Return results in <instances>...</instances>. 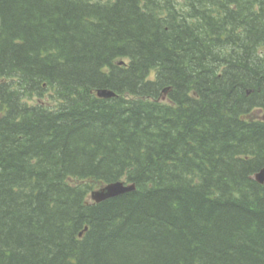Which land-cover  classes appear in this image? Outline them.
<instances>
[{
  "label": "trees",
  "instance_id": "trees-1",
  "mask_svg": "<svg viewBox=\"0 0 264 264\" xmlns=\"http://www.w3.org/2000/svg\"><path fill=\"white\" fill-rule=\"evenodd\" d=\"M260 111L264 0H0V264H264Z\"/></svg>",
  "mask_w": 264,
  "mask_h": 264
},
{
  "label": "water",
  "instance_id": "water-1",
  "mask_svg": "<svg viewBox=\"0 0 264 264\" xmlns=\"http://www.w3.org/2000/svg\"><path fill=\"white\" fill-rule=\"evenodd\" d=\"M98 95L101 97H110L112 96V93L102 91V92H98ZM255 180L259 183L264 182V169H262L259 173L255 175ZM134 187L135 186L133 184L126 185L124 182L117 181V182L105 185L99 190L92 192L91 199L94 202L99 203L107 199L124 194L126 192L132 191L134 190Z\"/></svg>",
  "mask_w": 264,
  "mask_h": 264
},
{
  "label": "bare ground",
  "instance_id": "bare-ground-1",
  "mask_svg": "<svg viewBox=\"0 0 264 264\" xmlns=\"http://www.w3.org/2000/svg\"><path fill=\"white\" fill-rule=\"evenodd\" d=\"M167 93V92H166ZM20 98V97H19ZM164 100V99H163ZM260 114V113H259ZM131 184H133V183H128V185H131ZM134 186H135V184H133ZM89 195V194H88Z\"/></svg>",
  "mask_w": 264,
  "mask_h": 264
},
{
  "label": "rangeland",
  "instance_id": "rangeland-1",
  "mask_svg": "<svg viewBox=\"0 0 264 264\" xmlns=\"http://www.w3.org/2000/svg\"><path fill=\"white\" fill-rule=\"evenodd\" d=\"M33 101H34V102H36V100H35V99H34Z\"/></svg>",
  "mask_w": 264,
  "mask_h": 264
}]
</instances>
